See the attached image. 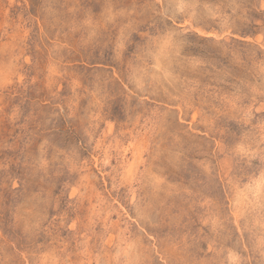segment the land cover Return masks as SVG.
Masks as SVG:
<instances>
[{
    "label": "rangeland",
    "instance_id": "374dc122",
    "mask_svg": "<svg viewBox=\"0 0 264 264\" xmlns=\"http://www.w3.org/2000/svg\"><path fill=\"white\" fill-rule=\"evenodd\" d=\"M0 264H264V0H0Z\"/></svg>",
    "mask_w": 264,
    "mask_h": 264
}]
</instances>
